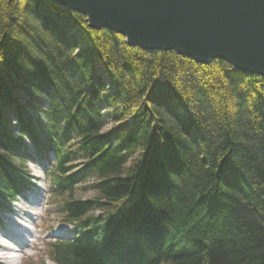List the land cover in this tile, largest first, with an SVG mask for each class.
Here are the masks:
<instances>
[{
  "label": "trees",
  "instance_id": "1",
  "mask_svg": "<svg viewBox=\"0 0 264 264\" xmlns=\"http://www.w3.org/2000/svg\"><path fill=\"white\" fill-rule=\"evenodd\" d=\"M25 138L85 233L55 264H264V77L0 0V200L29 182Z\"/></svg>",
  "mask_w": 264,
  "mask_h": 264
},
{
  "label": "water",
  "instance_id": "2",
  "mask_svg": "<svg viewBox=\"0 0 264 264\" xmlns=\"http://www.w3.org/2000/svg\"><path fill=\"white\" fill-rule=\"evenodd\" d=\"M11 2L12 0H8ZM105 27L128 46L230 63L264 77V0H46Z\"/></svg>",
  "mask_w": 264,
  "mask_h": 264
},
{
  "label": "rangeland",
  "instance_id": "3",
  "mask_svg": "<svg viewBox=\"0 0 264 264\" xmlns=\"http://www.w3.org/2000/svg\"><path fill=\"white\" fill-rule=\"evenodd\" d=\"M110 125H106L105 126V128H104V130L105 129H107L108 127H109ZM126 166H128V165H126ZM29 167L31 168V169H29L34 175H36L39 179L37 180V186H34L33 187V195H34V199H37L38 197H39V193L41 192V188H42V180H41V172H40V170H38L37 168H36V166H32V165H29ZM81 195V198H88V197H90L91 195H92V192L90 193V192H86V193H84V194H80ZM34 199L32 200V202H34ZM40 204H42V208L45 206V203H44V201L42 202H40ZM14 207L17 209V211H18V214L17 215H19L20 217H23V218H25V215L24 214H26V211L28 212V210H30L31 208H33V207H31L30 205H28V206H25V204L22 202V201H19L18 203H16L15 205H14ZM34 213H36L37 215H38V211H39V205L38 206H36L35 207V209L34 210H32ZM16 215V216H17ZM16 216H14L15 218H16ZM48 220H45V221H48V222H54V218H50V216H49V218H47ZM36 219H33V221H28L27 223H26V226H27V228L28 229H30V231H31V229H32V226H33V223H34V221H35ZM15 230L17 231L18 230V228H15ZM24 234H26V232H23ZM32 239V238H31ZM40 243V241H35L34 242V246L37 244H39ZM41 246V244H39L38 245V247H40ZM12 252H14V251H12ZM27 253H29V254H34L35 253V250H30V249H28L27 250ZM12 254H15L16 256H17V252H14V253H12ZM33 258H31V259H29L28 260V262L29 263H35V260H36V264H39L41 261L40 260H42V259H46L47 260V258H46V256H45V254L43 253V251L41 250V249H39V248H37V254L36 255H33L32 256ZM20 261V259H17L16 258V264L18 263ZM22 264H24V261L22 262Z\"/></svg>",
  "mask_w": 264,
  "mask_h": 264
},
{
  "label": "bare ground",
  "instance_id": "4",
  "mask_svg": "<svg viewBox=\"0 0 264 264\" xmlns=\"http://www.w3.org/2000/svg\"><path fill=\"white\" fill-rule=\"evenodd\" d=\"M12 248L13 246H11L4 238H0V264H14V255L7 251Z\"/></svg>",
  "mask_w": 264,
  "mask_h": 264
}]
</instances>
